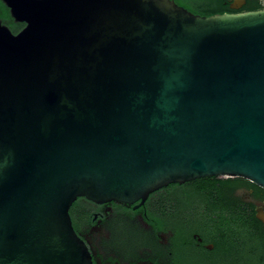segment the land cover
<instances>
[{
    "label": "water",
    "instance_id": "water-1",
    "mask_svg": "<svg viewBox=\"0 0 264 264\" xmlns=\"http://www.w3.org/2000/svg\"><path fill=\"white\" fill-rule=\"evenodd\" d=\"M0 27V264H94L70 208L170 184L264 190V9L22 0Z\"/></svg>",
    "mask_w": 264,
    "mask_h": 264
},
{
    "label": "flooded vegetation",
    "instance_id": "flooded-vegetation-1",
    "mask_svg": "<svg viewBox=\"0 0 264 264\" xmlns=\"http://www.w3.org/2000/svg\"><path fill=\"white\" fill-rule=\"evenodd\" d=\"M202 15L211 0H173ZM0 0V27L27 24ZM225 13L264 9V0H221ZM73 227L94 264H264V190L242 178L207 177L170 184L141 205L78 198Z\"/></svg>",
    "mask_w": 264,
    "mask_h": 264
},
{
    "label": "trees",
    "instance_id": "trees-1",
    "mask_svg": "<svg viewBox=\"0 0 264 264\" xmlns=\"http://www.w3.org/2000/svg\"><path fill=\"white\" fill-rule=\"evenodd\" d=\"M210 5H211L210 10L202 13L201 16H212V15H216V14L225 13L221 9V0H211Z\"/></svg>",
    "mask_w": 264,
    "mask_h": 264
}]
</instances>
